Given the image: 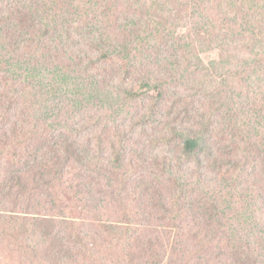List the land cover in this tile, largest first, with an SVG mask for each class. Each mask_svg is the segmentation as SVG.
I'll list each match as a JSON object with an SVG mask.
<instances>
[{"label": "rangeland", "instance_id": "1", "mask_svg": "<svg viewBox=\"0 0 264 264\" xmlns=\"http://www.w3.org/2000/svg\"><path fill=\"white\" fill-rule=\"evenodd\" d=\"M213 1L204 0L197 9L202 12ZM229 1L230 14L239 13L236 3ZM64 3L62 8L55 5L56 12L75 23L74 28L68 35L49 26L51 33L45 37L34 24L19 26L17 13H26L29 4L47 18L43 24L50 25L44 12L49 2L0 0V127L9 99L20 100L25 116L15 119L25 118L32 144L44 145L42 155L51 169L39 184V192L50 195L31 205L40 212L51 210L58 222L64 216L59 206L65 201L59 192L72 198L80 191L91 218L118 224L116 231L110 228L104 239L92 238V243L106 252L117 247L119 264H158L161 258L159 264H264V121L260 128L250 123L258 111L264 113V44L257 45L255 60L243 63L233 53L231 40L220 55L208 50L205 42L172 47L160 37L154 46L146 35L131 40L107 29L110 46L98 53L93 42L98 29L92 28L96 12L89 8L94 3ZM253 5L259 6V14L251 8L244 16L253 29L261 23L264 30V0ZM135 6L129 3L126 8L132 12ZM173 10L177 12L174 6ZM158 11L156 7L157 18L166 20ZM131 12L127 22L133 18ZM190 13L180 22V33H195L202 16ZM228 32L232 39L236 30ZM146 45L161 48V54L146 51ZM103 51L111 53L109 60L91 64L92 59H104ZM59 55L68 81L76 79L66 87L61 84L64 78L55 79L59 84L40 80L49 77L47 62H57ZM214 58L219 63L211 65ZM78 59L88 61L89 68L69 74ZM151 60L163 66L153 69ZM206 69L215 77H205ZM219 74H225V84L218 81ZM222 86L226 87L221 94ZM223 99L227 105L218 108ZM229 108L241 121L228 122ZM187 139L199 142L196 152L184 149ZM61 166L65 173H59ZM43 171L48 174V169ZM55 172L59 177L54 178ZM27 184L33 186L29 180ZM158 188L169 195L168 202L180 200L179 217L162 219L160 209L151 207V193ZM91 197L103 201L93 204L88 202ZM8 198L0 202V217L16 211L14 205L20 203ZM72 216L75 213L69 219ZM7 224L0 223V264H42L41 259L60 250L53 238L38 241L26 234L23 223L13 222L21 226L17 240ZM36 227L38 234L47 231ZM75 228L83 227L77 223ZM88 229L94 234L92 227ZM199 240L208 242L201 257L196 254ZM33 249L40 260L31 254Z\"/></svg>", "mask_w": 264, "mask_h": 264}, {"label": "trees", "instance_id": "2", "mask_svg": "<svg viewBox=\"0 0 264 264\" xmlns=\"http://www.w3.org/2000/svg\"><path fill=\"white\" fill-rule=\"evenodd\" d=\"M46 1L50 4H45L44 12L47 17H49L52 24L45 26L43 23L47 18L41 16L39 9H32L29 4H26L24 8L27 10V12L25 13L20 9L17 13V15L21 14L17 17L19 20V26L29 27L31 24H34L38 26L40 36L45 35V37L51 33L48 28L49 26L55 28L56 30L63 29V32L70 35L75 23H70L69 19H62L55 9V5H58V8H62L65 4L64 0H43V2ZM65 1L71 3L73 6L82 4L83 2L89 4L94 3L93 6L89 8H93L96 12L92 28L98 29V35H95L93 38V42L95 43L98 53L103 48L110 46L109 37L106 38L104 33V31L107 29H113L114 32H120L131 40H135V37L137 38L139 36L146 35L145 38H147V42L154 44V46L157 45L160 37H162L167 43H171L170 46L172 47H179L181 43L187 47H191L193 46L192 43L205 42L209 46L208 50H217L220 52V55H222L227 50V46L231 40L230 44L233 46V53H237L243 63L249 59L255 60L258 55L257 45L259 43L264 44V30L262 29L263 25L260 23L256 29H253L244 16V14H249L251 12V8L255 14H259V6L256 7L253 5L257 0H250L249 3L247 0H231L232 2L236 3L237 7L240 9L239 13L232 11L234 16L230 14V8L228 5V2L230 3L229 0H214L213 4L210 3L209 6L202 12H200L197 8L201 6L200 2L204 0ZM129 3H135L136 5L133 7L132 12L131 8H126ZM122 5L125 6L124 10ZM173 6L175 9H177L176 13L173 10ZM156 7L159 8L157 13L161 19H166L170 23L169 27L165 26L166 20H160V18H157L156 13L154 12ZM190 11H192L193 14L199 13V15L202 16V19L200 18V21L196 22L197 27H195L194 37L192 29L188 30L187 33H180L178 27L181 21L188 19V17L191 15ZM130 12L133 18H130V22H127L125 19ZM131 19H134V21H131ZM218 21L220 24H215ZM107 23L108 25L104 27ZM231 30H236L232 36V39L228 32ZM249 34H251V37H249ZM117 42L118 39L116 38L114 45ZM144 49L148 52L151 51L158 55L161 54V48L156 49L153 46L146 45ZM110 56L111 53L109 51H103L102 57L104 59H92L91 64H98V62L103 60L107 61L109 60ZM261 58L264 61V49L262 50ZM62 59L63 56L59 55L57 62H47L48 68L50 70L49 77L52 76V79H49L48 76L44 75L40 80L46 81L49 84H51L52 81L53 84H59L54 82L55 79L64 78L61 84H65V87L66 85H72L76 79H70L68 81V74H65V72L62 71ZM151 62L153 69L163 66V64L155 62L154 60H151ZM217 63L219 62L215 58L211 59L210 61L211 65ZM87 66L88 61L82 63V60L78 59L74 68L69 74L74 75L82 69H88L89 67ZM41 71L42 70H40V72ZM203 74L205 77H209L211 75L215 77L214 73L208 69H206ZM218 81L222 84H225L227 82L225 74H219ZM232 86H235L233 79ZM225 87L226 86H222L218 88L221 94L225 90ZM23 101L25 104H27L25 98ZM58 104L59 103L56 102V106H59ZM224 105L227 104L223 99L218 108ZM24 111L25 109H23L20 100L11 98L8 101V111L1 122L0 202L5 199L10 201L8 198V196H10L20 203L14 205L17 207L16 211L9 212L10 214L14 213L16 215L9 217L10 214L6 212L0 217V223L3 224V222H7L8 228L17 233L14 234L17 240H21V226L18 225L19 223H23L26 234H31L33 239L39 241L46 240V238L49 237L53 238V240H56L55 245L60 247V250L57 252V254H48L45 256V258L40 260L37 250H32L31 254L33 257L40 260L42 264H103L104 258H106L105 264H119L121 253L117 250V247H112L106 252L101 247L99 248L98 245H93L92 243V238L99 240L103 236L104 239L109 233L116 231L118 229V224H112L113 226L107 225L101 222V220L91 218L92 215L90 211L85 209V203L83 204L84 196L80 191L73 193L72 198L67 194L59 192V194L64 197L65 201L59 206L62 208L60 214L64 213V216L61 220H58V222H55L56 218L51 215V210L40 212L34 208L35 206L31 205V202L34 199H38L39 197L45 195H50L49 192H39V184L41 180H46V178L50 175L49 171L51 169L45 164V160L42 155L46 152L44 145L36 146L32 144L31 139H33V136H31V134L33 133L31 132V129L25 118L21 120L15 119V116L19 114H23V116H25ZM228 112L229 123L232 124L236 123L238 120L241 121L234 109L229 108ZM263 121L264 113L258 111L257 117L255 119H251L250 123H253L256 128H260L263 124ZM27 132H29V134H26ZM39 142L42 143L41 136H39ZM198 145L199 142L197 140L187 139L185 141L184 149L188 153L192 154L196 152ZM38 157L41 159L40 165H38ZM59 160L60 158L58 157L57 161ZM64 163L65 161L62 162V166ZM62 166L59 170V173L62 171L65 173ZM43 169H48V174L45 173ZM59 173L55 172L53 174L54 178L59 177ZM21 175L28 177L26 182H23ZM14 176L15 181L12 183ZM28 180L32 182L33 186L27 184ZM48 183L51 185V181ZM151 194L154 195L151 207L160 209L159 211L161 212L162 219L169 217H179L181 213L179 199H176L173 202H168L169 195L165 194L160 188L155 189ZM75 200H80L82 204L78 205ZM99 201L101 202L103 200H101V198L98 200H93V197H91L88 202L97 204ZM122 211L125 212V209ZM73 213H75V216H72V219H69L70 217L68 216H71ZM8 218H10V220H8ZM13 222L18 224H12ZM88 222H91L92 225ZM77 223H79L83 228H75ZM102 224L106 225V230H103ZM36 226H45L47 231L45 233L44 231H41L38 234L34 231V228L37 229ZM56 226H59V228L56 229ZM85 226L87 228H85ZM90 227H92L94 230V234H91L90 231H88V228ZM125 227L126 230L130 228L129 224H126ZM110 228H112L111 232ZM103 233H105V235H103ZM207 247L208 242L206 240H199L196 246V254L198 257L204 255L202 252H204L205 248ZM97 254L98 256H96ZM100 256L101 258L99 259L98 257ZM162 261L163 258H161L159 263Z\"/></svg>", "mask_w": 264, "mask_h": 264}]
</instances>
